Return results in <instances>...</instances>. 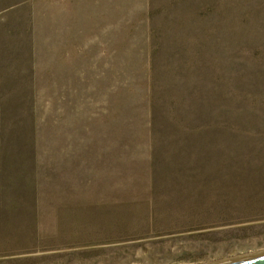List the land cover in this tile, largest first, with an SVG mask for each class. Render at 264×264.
Segmentation results:
<instances>
[{
    "label": "rangeland",
    "instance_id": "374dc122",
    "mask_svg": "<svg viewBox=\"0 0 264 264\" xmlns=\"http://www.w3.org/2000/svg\"><path fill=\"white\" fill-rule=\"evenodd\" d=\"M264 254V0H0V264Z\"/></svg>",
    "mask_w": 264,
    "mask_h": 264
},
{
    "label": "water",
    "instance_id": "95a60500",
    "mask_svg": "<svg viewBox=\"0 0 264 264\" xmlns=\"http://www.w3.org/2000/svg\"><path fill=\"white\" fill-rule=\"evenodd\" d=\"M211 264H264V254L251 257H244L237 260H226L218 263L215 262Z\"/></svg>",
    "mask_w": 264,
    "mask_h": 264
},
{
    "label": "bare ground",
    "instance_id": "6f19581e",
    "mask_svg": "<svg viewBox=\"0 0 264 264\" xmlns=\"http://www.w3.org/2000/svg\"><path fill=\"white\" fill-rule=\"evenodd\" d=\"M244 257H245V256H244ZM244 257H243V258H244ZM247 257H251V256H247ZM231 260H235V259H231ZM236 260H237V259H236Z\"/></svg>",
    "mask_w": 264,
    "mask_h": 264
}]
</instances>
